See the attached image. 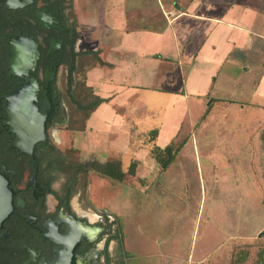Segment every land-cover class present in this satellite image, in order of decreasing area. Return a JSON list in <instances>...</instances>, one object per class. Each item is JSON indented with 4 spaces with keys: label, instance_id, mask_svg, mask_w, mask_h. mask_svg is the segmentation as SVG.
Here are the masks:
<instances>
[{
    "label": "crops",
    "instance_id": "0c3cea01",
    "mask_svg": "<svg viewBox=\"0 0 264 264\" xmlns=\"http://www.w3.org/2000/svg\"><path fill=\"white\" fill-rule=\"evenodd\" d=\"M72 12L79 34L78 49L99 51L105 63L86 73V83L94 94L107 99L88 121L94 126L102 119L108 126L89 128V134L94 136L91 141L104 147L102 155L95 158L102 163L110 160L108 151L112 143L107 138L112 133L113 120L117 126L115 134L121 139L133 131L145 136L155 130V145L161 149L186 134L181 149L165 170L135 147L133 153L139 150L141 154L134 159L137 166L133 178L144 184L139 191L150 195L151 189L158 187L163 191L159 195L171 194V188H175L174 177L170 176L185 167L182 154L189 148L193 153L195 147L203 148L199 158H205L207 164L202 170L210 174L212 192L227 211L225 219L231 218L230 225L210 224L201 221L206 214L202 204L193 218L189 214L184 216L187 209L175 214L165 206L160 214L161 222L165 221L161 227L163 234L148 236L146 241L162 248L161 264H189L191 254L196 258L195 264H203L204 250L199 247L196 252L190 247L207 240V229L214 236L228 229L226 241L236 236L245 242L262 234L264 0H72ZM112 103L114 107L133 103L125 108L133 116L124 121L120 112H113ZM138 115L143 116L142 121L148 120L144 128L137 121ZM96 136H100V142ZM106 148L107 151L103 150ZM164 175L167 186L159 182ZM154 177V183L146 182ZM255 211L263 222L254 229ZM107 214L118 220L123 235L121 264H144L140 260L146 255L138 248L133 251L126 246L125 231L130 220L125 222L120 213ZM172 214L186 218L193 227L191 239L177 240L181 243L179 258H185V263L167 261L177 258L171 257L173 235L169 237L162 230L168 229ZM216 225L217 229L213 227ZM166 245L170 255L163 249ZM152 257L157 259L156 255Z\"/></svg>",
    "mask_w": 264,
    "mask_h": 264
},
{
    "label": "flooded vegetation",
    "instance_id": "af4514ba",
    "mask_svg": "<svg viewBox=\"0 0 264 264\" xmlns=\"http://www.w3.org/2000/svg\"><path fill=\"white\" fill-rule=\"evenodd\" d=\"M58 1L0 0V174L11 191L12 205L0 225V264H117V243L111 238L114 233L119 237L121 228L108 226V212L94 208L96 216L86 213L73 204L74 197L68 205L61 202L51 193L59 189V183L43 180L38 174V161L45 150L39 144L48 140L59 150L51 139L52 132L68 122L62 103L61 120L48 124L50 97L56 98L61 91L60 56L64 47L69 48L63 36L71 27V22L63 24ZM20 37L26 40L21 42L22 66L12 65L8 42ZM77 43L75 51H83ZM31 59L32 64L26 67ZM23 84H34V104L39 111L44 97L50 103L44 122L45 139L33 145L31 155L25 152L23 140L16 141L10 131L3 108L4 97ZM75 237L77 243L68 254L65 249ZM120 238L123 241L122 234Z\"/></svg>",
    "mask_w": 264,
    "mask_h": 264
},
{
    "label": "rangeland",
    "instance_id": "374dc122",
    "mask_svg": "<svg viewBox=\"0 0 264 264\" xmlns=\"http://www.w3.org/2000/svg\"><path fill=\"white\" fill-rule=\"evenodd\" d=\"M60 83L62 91L66 84V79L62 74V70L60 72ZM123 101H126V99H124ZM114 105L115 103H112L111 105L113 108V112H120L121 116L124 118V121L127 122V119H130L129 117L133 116L131 112H127L125 110V108H128L131 105L128 106L127 103L124 105H119L117 107H114ZM111 117L112 116H106L107 119H112ZM141 118H143V116L138 115L137 121L142 122L141 125L142 128H144L145 125L148 124V120L142 121ZM88 121L85 122V125L81 130L70 131L67 126H65V124L56 127L55 131L52 132L51 137L54 144L58 145L57 147L60 151H66L71 148L74 149L75 153L73 154V158L80 162H86L91 159H96L95 156L100 157L102 155L101 148H104L100 147L99 145L97 146L96 144H94L95 142L91 141L94 136L92 137V134H89V128L92 127L95 129H108V126L106 125L105 121H102V119L98 122H95L93 124L94 126L88 124ZM113 123L114 120L110 127L112 129V133H110L107 138V141L110 142V144L112 143L111 150L108 151V158L110 159L109 161H119L121 163L122 169L126 170L131 163H135V158L138 159L139 154H141L139 150H142V153L147 154L148 156L153 158L149 154L150 150L148 149V145L150 144L148 143V138L150 137V134H146L145 136H138L139 134L133 131L131 135H129L125 139H121L115 134L117 132V126ZM99 134L102 135L101 133ZM96 137L97 141L100 142V136ZM185 137L186 134L181 135L179 139L174 143L179 144L184 139H186ZM129 143L130 145L128 146ZM135 147H138L139 150L133 153V151L136 150ZM96 148H99V151H96ZM202 149H198L195 147V153H193V149L189 148L182 154V157L185 158L183 163L185 167L177 173L175 172V175L170 176L174 177L172 180L174 184L173 186L175 188H171V194L159 195V193L163 194V191L161 188L157 187V190L151 189L152 191L150 195H146L142 194V192L139 191V189H142L141 187L144 186L142 180L135 181L134 178H130L129 180H127V183L119 184L90 174L87 178L86 189L74 196L73 204L78 205V208L82 209L84 212L93 215L96 214L94 208L98 211H102L104 209L107 212L109 211L113 214H122L124 216L123 220L125 222L129 223L130 220V226L126 228L127 231H125V234L127 235L126 246L130 249L138 248L141 253L143 252V255H146V257L141 259L140 262L144 264H161L162 259L159 257V250L162 251V248L146 241L148 239V236L154 238L156 235L163 234V232L161 231V227L163 226V222L165 223V221L161 222L162 217L160 214L165 206H167L168 210L175 214L176 212L179 213L180 210H184L183 212L188 210V213L185 212L184 216H187L189 214L190 218H193L196 215L197 208L200 204H202V207L203 205L205 207L204 211L206 212V214L203 213L201 221H206L210 224H220L222 222L223 225L229 224L230 222L228 219L231 218L225 219V215L227 212L225 211V206L218 204V197L215 196V193L212 192V184H210V178H208L210 174L202 170V167L207 164L205 158H199V155L203 154ZM103 150L107 151L108 148ZM197 150L198 152H196ZM188 156H192V158L190 159ZM163 177L164 178L160 176L161 180L159 182H161L162 185L167 186V182L165 179L166 175H164ZM155 181H157L156 177H154V179H148L146 182L149 184L150 182L154 183ZM152 187L153 186H151V188ZM255 213V224L253 223L254 229L258 226L257 223L261 222V219H263L261 215L257 214L256 211ZM135 214L136 217L134 216ZM212 215H214V217ZM246 215H248V213ZM133 216L135 218L134 220H131V217ZM205 216L206 219L204 220ZM187 221L188 220L186 218H177L172 214L171 219L168 220L170 224H168L167 222L169 226L166 227L168 229H162L164 233L168 234L167 236L171 237L170 234L173 235L174 238L172 239L175 241L173 242L172 249L174 253L173 255H171V257L177 258H171V260H169L170 258L167 259L169 263H174L176 261L185 263L186 261L185 258H179V254L181 253L180 242L183 241L182 239H191L193 233L192 224L188 225ZM109 222L110 223L108 226H111L112 229H114L115 226L119 227V222L116 218L109 219ZM213 227L217 229V225ZM210 232V229L209 231L208 229L206 230V233L208 234L205 238L207 240L204 243H201L199 241L200 243L197 242L196 244H194L195 246H191L190 249L195 248L197 252L198 248L200 247L204 250L206 256L204 260H202L203 264H228V254L232 246L244 240L238 239L239 237L235 236L234 238H231V240L229 239L228 241H226L225 236L229 235L228 229L224 230L222 232L223 234L217 233L220 236L211 235ZM200 236L197 238H200ZM138 238H140V241H138ZM178 239L180 240L179 243H177ZM220 240L221 243H216ZM255 240L258 242H264V237H260L259 235L253 239L246 240L245 242H254ZM184 244L186 243L184 242ZM217 245H219V248H217ZM186 246L188 245H184V247ZM166 247L167 245L163 246V249H165L168 255H170ZM168 247H170L169 243ZM175 248H178V250L175 251ZM211 249H213V252ZM134 250L135 249H133V251ZM186 252L187 250L184 253L186 254ZM151 255H156L157 259H155ZM191 255L192 257L190 258L189 264L197 263L195 262L196 258H194V255ZM163 261L166 262L165 259H163Z\"/></svg>",
    "mask_w": 264,
    "mask_h": 264
},
{
    "label": "trees",
    "instance_id": "16d2710c",
    "mask_svg": "<svg viewBox=\"0 0 264 264\" xmlns=\"http://www.w3.org/2000/svg\"><path fill=\"white\" fill-rule=\"evenodd\" d=\"M58 2L61 4L63 24L71 22V27L63 36L69 48L62 49L59 61L66 84L60 91V95L56 98L50 97L52 105L48 115V124L56 119L61 120L60 105L63 103L68 112L67 128L75 131L81 130L98 107L107 102V99L95 95L86 83V73L97 65L104 66L105 63L99 57V51H75L79 34L76 18L72 12V0H59ZM66 11L67 14H65ZM156 134L155 130L150 132L149 154L155 159L157 165L165 170L173 162L184 141L179 144L173 142L161 149L155 145ZM39 146L45 148L42 158L38 161L39 178L41 176L43 180L49 178L54 183L58 182L59 189L52 190L51 193L67 205L74 196L86 189L87 178L90 174L119 184L127 183V180L133 178L135 174V163H131L128 169L123 170L119 161L104 163L96 159L86 162L77 161L73 158L74 149L57 150L48 140L40 143ZM111 239L117 243L116 257L119 258L117 264H121L123 241L116 236V233L112 234ZM227 262L228 264H264V242L255 240L234 244L228 254Z\"/></svg>",
    "mask_w": 264,
    "mask_h": 264
},
{
    "label": "water",
    "instance_id": "95a60500",
    "mask_svg": "<svg viewBox=\"0 0 264 264\" xmlns=\"http://www.w3.org/2000/svg\"><path fill=\"white\" fill-rule=\"evenodd\" d=\"M4 2L6 0H3ZM26 41H22V38L9 41L12 46V57L10 64H20L24 46L21 45ZM33 59L28 63V66L32 64ZM11 66V65H10ZM19 66H22L20 64ZM34 84H23L17 87V89L10 95L4 97V111L7 114V124L16 136V141H22L25 143V152L31 155L33 145L38 141H43L44 137V122L50 110V103L46 97H44L43 106L38 110L34 104ZM64 118L67 119L66 109H63ZM12 211L11 205V191L8 188L6 179L0 174V225L8 217ZM264 237V232L260 234V237ZM77 237H79L77 235ZM75 237L67 249L68 254L74 245L77 243L78 238Z\"/></svg>",
    "mask_w": 264,
    "mask_h": 264
}]
</instances>
